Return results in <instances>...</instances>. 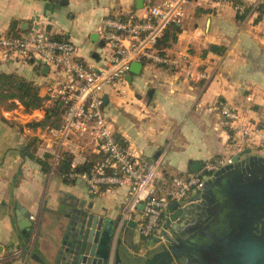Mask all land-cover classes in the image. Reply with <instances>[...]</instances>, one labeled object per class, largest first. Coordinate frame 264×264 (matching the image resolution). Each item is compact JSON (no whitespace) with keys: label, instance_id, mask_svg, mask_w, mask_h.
Listing matches in <instances>:
<instances>
[{"label":"crops","instance_id":"1","mask_svg":"<svg viewBox=\"0 0 264 264\" xmlns=\"http://www.w3.org/2000/svg\"><path fill=\"white\" fill-rule=\"evenodd\" d=\"M161 1L0 0V36L42 29L73 42L81 61L100 65L108 54L98 35L102 20L141 17L148 6ZM254 3L257 10L245 18L231 6L185 3L182 21L165 30L157 47L161 55L175 59L177 67L135 63L139 67L128 71L122 93H106L104 111L116 139L139 162L161 159L158 185L194 172L193 165L244 159L246 151L254 154L252 148H258L237 142L216 108V102L223 101L245 118L264 123V0H246L247 7ZM35 65L0 53V74L34 83L44 99L43 107L30 113L16 100L8 101L12 108H0V264H70L77 244L74 234L84 231L88 216L96 218L97 231L113 230L129 257L157 247L150 243L135 248L141 241L136 231L141 213L124 217L126 186L93 195L82 182L64 180L56 168H44L34 157L46 127L31 124L41 121L55 101L53 83L62 77L56 68L46 66L42 73L43 66ZM262 128L257 144L263 149ZM197 196L190 195L187 205ZM17 207L31 222L22 229ZM176 210L162 219L171 234L184 221L169 219Z\"/></svg>","mask_w":264,"mask_h":264},{"label":"built area","instance_id":"2","mask_svg":"<svg viewBox=\"0 0 264 264\" xmlns=\"http://www.w3.org/2000/svg\"><path fill=\"white\" fill-rule=\"evenodd\" d=\"M189 1L231 6L239 16L249 8L244 18L257 10L255 3L247 7L246 0H162L149 6L141 17L134 14L107 17L98 31L99 39L108 48L106 61L100 65L81 61L73 42L56 39L42 29L25 35L0 36L3 56H12L23 63L34 61L39 66L56 68L62 74L52 88L53 99L63 109L60 123L41 131L34 157L52 169L66 161L69 172L64 177L82 182L93 195L126 186L129 201L124 217L140 211L136 223L138 235L158 245L172 238L162 222L170 203L187 205L190 195L199 196L205 181L230 161L209 160L196 172L172 177L158 185L161 159L139 162L119 144L106 119L104 97L106 93H122L133 63L147 61L177 67L175 59L160 54L157 43L168 27L182 21L183 5ZM216 108L233 130L237 142L246 147H261L257 144L261 131L256 121L245 118L223 101H217ZM83 167L89 168L78 171Z\"/></svg>","mask_w":264,"mask_h":264},{"label":"water","instance_id":"3","mask_svg":"<svg viewBox=\"0 0 264 264\" xmlns=\"http://www.w3.org/2000/svg\"><path fill=\"white\" fill-rule=\"evenodd\" d=\"M132 67L139 65L133 63ZM41 70L46 73L48 68ZM246 154L214 172L196 203H170L168 211L177 210L169 219L184 221L172 230L166 244L143 256L129 257L122 252L126 259L137 264H264V156ZM192 169L196 172L200 165ZM18 210L22 229L31 222L28 213ZM96 224V218L88 216L84 231L74 234L77 244L70 264H121V243L115 241L114 231L104 228L99 232Z\"/></svg>","mask_w":264,"mask_h":264},{"label":"trees","instance_id":"4","mask_svg":"<svg viewBox=\"0 0 264 264\" xmlns=\"http://www.w3.org/2000/svg\"><path fill=\"white\" fill-rule=\"evenodd\" d=\"M248 10L249 8L244 9V13H243L244 16L248 12ZM160 40L157 43V47H158ZM210 51L221 53L222 49L211 48ZM142 62H147V61H142ZM26 63L32 64L34 63V61L27 60ZM37 66L38 65H35V67ZM14 100H16L23 107V111L25 113H30L33 110L40 109L43 107V104H44V99L39 97L38 88L37 86L34 85V83L27 82L24 79L18 76H15V75L0 74V102L1 101L8 102V101H14ZM62 112H63V109L59 105V103L57 101H52L51 106H49L48 108H45V115L43 119L37 123L31 124V127H36V126L57 127L60 123ZM118 142L124 148V146L120 143L119 140ZM40 163L44 168L48 167L45 163H42V162ZM88 168L89 167H83V168L78 169V171L88 170ZM56 172L60 174V176H63L62 178L64 180H68L64 177V175L69 172V166L67 162L63 161L59 163V165L56 167ZM140 240L141 241L138 244V246L135 247L137 249L145 245L148 246V244L151 243L150 241L144 238H140ZM22 242H24V240Z\"/></svg>","mask_w":264,"mask_h":264},{"label":"rangeland","instance_id":"5","mask_svg":"<svg viewBox=\"0 0 264 264\" xmlns=\"http://www.w3.org/2000/svg\"><path fill=\"white\" fill-rule=\"evenodd\" d=\"M232 107V106H231ZM0 108H2V109H4V110H7V109H10V108H12V104H8V102H4V101H1L0 102ZM233 108V107H232ZM257 122V121H256ZM257 125H258V128L260 129L261 127H263L264 128V123H260V121L259 122H257ZM262 128V129H263ZM251 147V146H250ZM249 147V149H251ZM252 150L254 151L253 153H254V155H259V156H264V148L262 149V148H260V147H258L257 149H255V148H252ZM144 253L145 252H142L141 254H139L138 256H143L144 255Z\"/></svg>","mask_w":264,"mask_h":264},{"label":"flooded vegetation","instance_id":"6","mask_svg":"<svg viewBox=\"0 0 264 264\" xmlns=\"http://www.w3.org/2000/svg\"><path fill=\"white\" fill-rule=\"evenodd\" d=\"M122 252L123 251L120 248L119 255H120L121 264H137V263H135L133 261L127 260ZM118 264H120V263H118Z\"/></svg>","mask_w":264,"mask_h":264}]
</instances>
